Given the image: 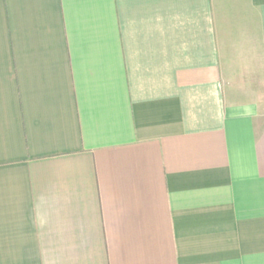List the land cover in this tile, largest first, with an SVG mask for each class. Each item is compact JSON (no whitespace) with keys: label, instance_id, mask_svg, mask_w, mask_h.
<instances>
[{"label":"crops","instance_id":"crops-1","mask_svg":"<svg viewBox=\"0 0 264 264\" xmlns=\"http://www.w3.org/2000/svg\"><path fill=\"white\" fill-rule=\"evenodd\" d=\"M0 264H264V0H0Z\"/></svg>","mask_w":264,"mask_h":264}]
</instances>
